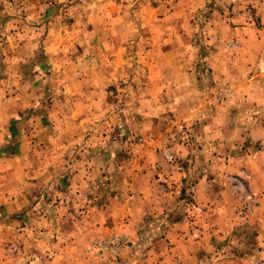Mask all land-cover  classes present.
I'll list each match as a JSON object with an SVG mask.
<instances>
[{"label": "crops", "instance_id": "0c3cea01", "mask_svg": "<svg viewBox=\"0 0 264 264\" xmlns=\"http://www.w3.org/2000/svg\"><path fill=\"white\" fill-rule=\"evenodd\" d=\"M159 1L83 0L87 6L81 0L70 1L69 6L76 13L72 19L66 20L62 16L37 18L34 29L18 43L15 51L3 48V38L0 36V230L6 233L11 230L20 237L28 229L37 230L38 226L24 225L33 215L34 221L37 220L38 216H35L41 204L48 205L58 195L66 197L65 191L62 192L65 189L59 187L65 174L70 173L69 192L72 185H76L81 188L78 192L82 196L88 185H94L92 199L99 200L96 188L103 183L101 173L105 168L116 169L117 152H113L116 148L112 147L103 150L104 136L95 129L88 132L87 126L88 122L100 120L106 114L104 106L108 102L103 100V88L117 69L112 66L109 68L107 62L116 61L113 56L123 55L124 50L119 42L125 39V26L129 22L130 45L146 42L150 45L146 54L160 60V64L152 70L158 72L159 80L150 84L148 82L146 88L150 90L151 86H158V94L145 96L143 100H133L134 108L142 109L140 113L145 116L144 121H150L149 116L161 117L168 111L173 112L178 121L199 118V107L203 101L166 100L163 94H166L168 80L162 81V74L172 73L169 83L176 85L188 83V79L191 81L196 73V69L194 71L193 67L181 63L180 59L178 62L174 59L173 65L165 60L167 57L180 56L182 42L185 43L183 55L195 51L192 37H197L193 29L198 25V19L187 14L195 7L198 9L202 1ZM228 1L239 5L253 2L257 8L256 15H260L263 23L262 27H258L253 19L248 20L247 12L239 11L238 18L242 20L239 23L242 24H228L230 34L225 39H238L241 43L235 59L247 62L255 56L264 61V2ZM129 7L130 16H127ZM43 24L47 27L43 28ZM187 25L192 27L190 31H194L187 32L190 40L186 32L182 31V27L186 26L187 29ZM167 27L171 29L170 32H167ZM252 44L257 47L256 53L248 48ZM56 91L63 92L60 100L56 97ZM187 103L191 108L185 111L183 109ZM131 116V120L136 117L134 113ZM205 123L203 136L209 138L212 129ZM242 127L224 137H251L253 129ZM256 128L259 131L257 124ZM165 133L147 129L130 132V200L125 204L126 212L121 216L115 215L116 219L122 218L116 220V226L130 231V264H264L263 193L254 216L246 219L248 222H244L241 227L234 228L230 224L228 227L232 231L226 230V238L234 233L231 235L233 240L229 239L222 250L209 256L202 252V247L209 248V237L204 240L206 247L201 241L186 239L187 235L181 226L183 220L177 216L176 207L174 215L170 213L171 198L139 188L138 182L143 179L150 189L153 185L151 173L161 165L157 157H161L167 148L161 146ZM219 145H206L204 148L214 151L220 148ZM171 149L176 157L184 156L187 152L188 157L191 155L190 161L193 160L189 147L184 148L178 143ZM256 150L258 156L253 162L250 161L251 157L238 159L230 155L228 160L221 159V166L224 169L234 170L236 167L249 170L254 174L250 187L264 192V159L260 162L264 147ZM75 153L82 156L74 157ZM196 153L200 156L198 151ZM201 157L198 161H192L193 169L202 168V164L207 169H215L214 162H219L217 159L206 161ZM163 163L166 164L165 161ZM189 167L192 168V165ZM106 179L111 186L117 178L111 175ZM203 185L201 182L198 186ZM225 186L222 191L224 201H227L223 205L224 216L229 217L227 222L232 223L233 211L241 201V193L234 184ZM117 197H113L112 202ZM151 215L163 219L164 224L153 229L144 226ZM12 222V225H8ZM108 223L112 225V222Z\"/></svg>", "mask_w": 264, "mask_h": 264}, {"label": "rangeland", "instance_id": "374dc122", "mask_svg": "<svg viewBox=\"0 0 264 264\" xmlns=\"http://www.w3.org/2000/svg\"><path fill=\"white\" fill-rule=\"evenodd\" d=\"M70 1L78 0H0L2 47L15 51L18 43L32 32L37 18L40 20L50 16H62L66 20L72 19L76 13L70 8L68 4ZM81 1L87 6L83 0ZM201 1L198 9L195 7L187 14L195 20L198 19V25L193 29L196 30L197 37H192L195 51L188 52L187 56L183 55L185 43L182 42L183 49L180 56L169 57L170 59L167 57L165 60L173 65L174 59L177 62L180 59L181 63L193 67L194 71L196 69V73L193 74L191 81L188 79V83L172 85V82L173 88L169 87L171 81L169 78L173 74L170 72L162 74V81L168 80L166 94H163L166 100L203 101L199 107V118L178 121L173 116V112L168 111L161 117L149 116L150 121L148 119L144 121L145 116L140 113L142 109L134 108L133 100H143L145 96L158 94V86L156 88L151 86L150 90L146 88L148 82L150 84L159 80L158 72L152 70L154 66L160 64V60L154 55L146 54L150 48L148 43L141 42L139 45L135 42L130 45L128 21V25L125 26V39L119 42L124 50L123 55L113 56L116 61L107 62L109 68L112 66L117 69L103 88V100L108 102L104 106L106 114L100 120L88 122L87 126L88 132L95 129L96 132L102 133L103 150L116 148L113 150L117 152L116 169L105 168L101 173L103 183L98 184L96 188L99 200L92 199L96 187L94 185H88L82 196L80 191L78 192L81 188L76 185H72L69 192L70 173L65 174L63 183L59 187L65 189L62 192L65 191L66 197H58V195L55 200L49 201L48 205L41 204L35 216H38L37 220L34 221L33 215L24 225L38 226L37 230L28 229L22 237L11 230L8 233L0 230V264H130V231L119 229L116 220L122 218L116 219V217L126 212L125 204L128 199L130 200V132L132 130L166 132L161 146L167 148L163 156L157 157V162L161 165L160 169L158 167L154 173H151L154 181H151L153 183L151 189L144 179L139 180L138 185L140 189H146L145 192L148 190L171 198L170 213L172 214L176 207L177 216L183 220L181 226L187 235L186 239L201 241L206 247L204 240L209 237V248L202 247L204 255L217 254L223 249L222 246H225L224 243L229 239L233 240L232 232L226 238V230L232 231V228L228 227L230 224H233L234 228L241 227L244 222H248L246 219L254 216L260 205L261 193L264 194L263 191H256V188L250 187V180L254 174L245 168L235 167L232 170L225 167L224 169L221 166L223 165L221 159L228 160L231 155L238 159L251 157L250 161L253 162L258 156L256 149L264 147V61L255 56L250 57V61L247 62L236 60L241 43L238 39L227 41L225 38L230 34L228 26L230 22L232 25L242 24L239 23L242 21L238 18L239 11L247 12L248 20L253 19L256 26L262 27L263 23L260 15H256L257 8L253 2L249 5L240 4L243 6L240 7L239 3H229L228 0H199ZM127 11L126 15L130 16V7ZM42 27L46 28L47 25L43 24ZM168 27L167 32H170L171 29ZM191 28L188 25L187 29L186 26L182 27L188 40L191 37L187 32H194L190 31ZM248 48L256 53L255 45L252 44ZM62 87L61 84L60 88ZM62 93L56 91L59 100ZM190 108L187 103L183 110ZM134 109L137 110L133 111ZM132 113L136 115L134 120H131ZM203 122L211 126L209 138L203 136L205 128ZM256 124L259 131H256ZM240 126L252 128L254 131L252 136L224 137ZM178 143L184 148L189 147L192 151V161L200 160V156L201 159L210 162L213 159V161L219 160L218 163L214 162L216 168L207 169L206 165L202 164V168L193 169L194 163L190 161V154L188 157L186 152L184 156L176 157L171 149ZM218 144L220 148L214 151L213 149L206 151L204 148L206 145L210 147ZM75 156L79 158L82 155L75 153ZM263 159L264 154L260 162ZM190 165L192 168L189 167ZM111 175L116 176L117 179L110 186L111 183H108L106 178ZM91 181L93 182L94 179ZM201 182L204 185L199 187ZM228 183L234 184L235 189L241 193V201L233 211L232 223L227 222L229 217L224 216L223 208L227 201H224L222 191ZM117 195L118 199L112 202V198ZM154 215H151L146 225H143L153 229L163 223V219ZM108 221L112 222V225Z\"/></svg>", "mask_w": 264, "mask_h": 264}]
</instances>
